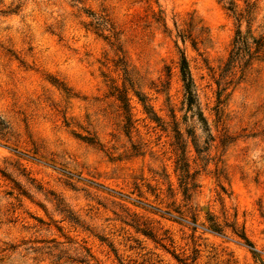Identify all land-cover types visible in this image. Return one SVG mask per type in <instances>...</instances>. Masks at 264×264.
<instances>
[{
  "label": "rangeland",
  "instance_id": "rangeland-1",
  "mask_svg": "<svg viewBox=\"0 0 264 264\" xmlns=\"http://www.w3.org/2000/svg\"><path fill=\"white\" fill-rule=\"evenodd\" d=\"M0 264H264V0H0Z\"/></svg>",
  "mask_w": 264,
  "mask_h": 264
},
{
  "label": "trees",
  "instance_id": "trees-1",
  "mask_svg": "<svg viewBox=\"0 0 264 264\" xmlns=\"http://www.w3.org/2000/svg\"><path fill=\"white\" fill-rule=\"evenodd\" d=\"M245 41L241 39V37H236L233 41V46L232 49L230 50L229 56H228V63H230L231 61H233L234 58H237L239 55L241 56L243 52V45H244ZM246 48L248 49V47L246 46ZM180 61H179V71H180V76H181V81L183 83V88L186 94V100L188 102V104H191L193 101V93H192V88H191V77H190V73L188 70V66H187V61L185 59V57L183 55H181L180 57ZM123 102H125V97H121ZM125 105H127V102H125ZM196 138L192 137V143L194 145L195 151L199 152L201 151L198 147V144L196 142ZM174 150H180V153L178 156H176V169H178L182 175V178H187L190 177V175L187 173L188 171V164H186L185 162V157H184V149H183V143L180 139H178L176 137V140L174 142ZM190 179H192V176L190 177ZM182 184H183V193L185 194V192L187 191V181L186 180H181ZM22 193L25 195L26 192L22 191ZM210 229L214 230V231H219V228L217 227V224L212 223L210 226ZM241 239L244 240L245 244H247L250 247V251L253 254H257V251L252 247V245L248 242V240L243 236V234L240 235ZM88 253V252H87Z\"/></svg>",
  "mask_w": 264,
  "mask_h": 264
}]
</instances>
